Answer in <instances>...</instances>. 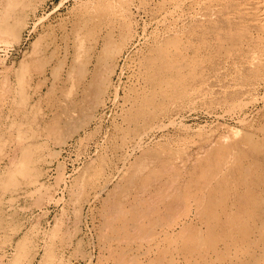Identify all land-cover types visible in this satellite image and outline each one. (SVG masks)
Listing matches in <instances>:
<instances>
[{
	"label": "bare ground",
	"instance_id": "bare-ground-1",
	"mask_svg": "<svg viewBox=\"0 0 264 264\" xmlns=\"http://www.w3.org/2000/svg\"><path fill=\"white\" fill-rule=\"evenodd\" d=\"M153 1L148 8L143 3L146 20L155 26L149 33L146 23L139 20V6L131 0H117L112 5L82 2L70 32L62 35V43H66L62 44L64 53L61 50L60 54L57 46L48 52L49 58L54 57L50 71L55 81L53 91L44 98L30 100L23 74L34 67L41 69L45 65L42 56L21 62L16 89L1 85L5 99H0V105H6L8 98L11 101L6 115H0V144L6 143L9 132L4 134L1 127L10 118L17 133L12 140L17 141L23 158L18 156L27 166L29 162L30 166L35 164L37 160L33 161L31 154H36L38 147L34 146L39 143L27 139L39 130L37 114L42 103H48V110L56 114L44 122L47 135H71L88 127L104 106L112 79L117 69L121 70L120 63L130 59L133 47L142 45L131 57L136 69L123 100V125L115 126L112 136L116 139L109 148L111 162L124 153L130 156L121 150L123 144L133 142L131 153L142 149L123 179L127 188H135L139 193L150 184L160 205L147 204L143 212L141 203L118 224L113 220L115 234L124 232L123 236L132 244L136 241L135 245L138 239L151 238L147 246L154 253V264H264V125L254 128L248 121L238 130L213 135L215 138L206 135L203 143L210 142L192 151L143 146L152 127L160 130L164 120L174 122L177 114L196 104V99L213 97L216 86L228 110L233 108L228 102L240 95L264 96V16H258V34L253 37L244 27L234 31L236 24L224 13L207 15L214 4L224 0H190L188 6L183 4L185 0ZM226 1L230 4L235 0ZM19 4L20 0H0V40L16 39L23 17L13 22L7 20ZM187 11L192 15L184 14ZM229 77L240 85L233 92L223 83ZM140 131L143 133L135 134ZM22 162L18 160L19 165L12 166L19 167L21 163L22 175L31 174L33 170H26V163ZM7 170L4 171L9 174ZM9 176L12 178V174ZM25 238L17 240L19 248ZM131 249L132 245L126 251ZM27 256L28 252L17 253L10 264ZM43 258L46 264H53L50 258Z\"/></svg>",
	"mask_w": 264,
	"mask_h": 264
},
{
	"label": "rangeland",
	"instance_id": "rangeland-1",
	"mask_svg": "<svg viewBox=\"0 0 264 264\" xmlns=\"http://www.w3.org/2000/svg\"><path fill=\"white\" fill-rule=\"evenodd\" d=\"M95 1L101 0H20L14 14L7 20L13 22L23 17L18 27L17 37L14 40L11 37L0 40V99H5V92L1 89V85L5 87L9 85L10 89L18 87L17 77L22 73V68H19L21 62L40 56L43 57L42 61L45 64L44 68L42 67L43 70L34 67L23 75L27 79L25 81L27 90L31 93V101L50 94L55 82L50 75L54 66V57L49 58L48 52L57 46L60 47V54L64 53L63 47L66 43H62V35L68 34L73 22L77 20L79 5L82 2ZM131 1L133 5L139 6V15L142 18L139 17V20L146 23V32H151L155 26L146 20V11L143 9L145 4L148 8L154 1ZM115 2L117 0H102L100 3L112 5ZM188 3L190 4V0H185L183 4L188 6ZM226 3V0L220 4L213 3V9L209 10L207 15L213 13L218 16L224 13L225 18L233 20L236 24L232 28L234 31L244 27L253 37L257 36L258 16L262 14L264 16V0H235L230 4ZM187 13L192 15L189 11L184 14ZM205 13L202 12V16L207 17ZM140 48L142 45L133 47L130 56L133 57V53ZM131 57L120 63L121 70L117 69L116 77L112 79L113 83L104 106L98 110L97 118L84 128L85 130L81 129L71 135H47L44 131V122L56 114L48 110V103L45 101L42 103V108L37 114V121L41 123L39 130L33 137L27 139V142L40 144V146L39 144L34 146V148L38 147L37 151L34 149L36 154L34 156H32L34 152L31 154L32 160H37L36 163L31 160V163L35 164L30 166L29 162L27 166L22 159L23 155L18 152L17 141L12 140L17 133L10 118L1 127L7 130H4V134L9 133L5 137L6 143L0 144V230L3 229L0 231V264H10L15 256L17 257V253L21 252L23 255L28 252V256L25 260L16 261L15 264H46L42 257L50 258L53 264H136V262L154 264V253L147 246L151 238L138 239L135 245L136 241H132V244L125 238L126 236H123L124 232L119 231L115 234L112 226L113 220L114 224H118L122 217L141 203L144 204L143 212L147 204L150 207L160 205V201L151 193L150 184L145 186L144 192L139 193L135 188H127L128 184L123 179L134 160L141 155L142 149H135L131 153L133 142L123 144L121 150L123 153H129L130 156L124 153L125 155L111 162L109 146L111 141L116 139L112 136L115 126L122 122L126 107L123 100L127 89L132 85L136 69ZM62 73L64 75L66 71L62 70ZM232 79L233 77H229L223 83L226 84L227 90L233 92L240 85ZM219 90L216 86L214 88L216 94L213 97L196 99L194 101L196 104L184 109L177 114L176 118H174L175 115L173 116L174 122L169 124L170 121L164 120V127L160 130H155V127H152V130L149 128L150 132L144 139V148L155 147L162 150L161 146H163L166 151L173 149L192 151L210 142L203 143V137L206 135L213 137L226 130H238L248 121L247 124L254 128L264 125L263 94L235 97L228 102L231 107L233 105V108L228 110L225 108L227 103L220 100L222 95L218 94ZM16 100L17 98L13 99L15 105H17ZM6 101V105L5 103L0 105V115L3 117L6 115L11 99L8 98ZM241 101L246 102V105ZM124 128L123 131L126 130V127ZM142 133L143 131H140L135 134ZM9 135H12L11 138H7ZM200 138L202 139L199 142ZM38 151L39 154H37ZM18 155H22V158ZM36 155L38 158L34 159ZM15 159L17 162L18 160L25 162L24 165L27 166L25 169L28 168V171L31 169L34 172L31 171V174L26 172L22 175L20 171L24 170V166L22 167L21 163L22 168L12 166V164H18ZM10 168L21 169L15 172ZM4 170L9 171L12 178ZM8 176L11 178L10 181ZM12 179L15 181L12 182ZM22 236L26 237V241L20 245L21 249L17 240ZM126 245L127 247L132 245V249L126 251ZM138 252L141 254H137Z\"/></svg>",
	"mask_w": 264,
	"mask_h": 264
}]
</instances>
